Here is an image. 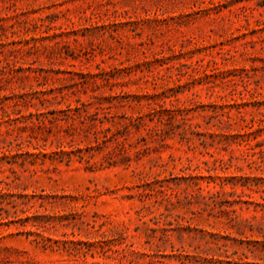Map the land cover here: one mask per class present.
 <instances>
[{
	"label": "rangeland",
	"instance_id": "1",
	"mask_svg": "<svg viewBox=\"0 0 264 264\" xmlns=\"http://www.w3.org/2000/svg\"><path fill=\"white\" fill-rule=\"evenodd\" d=\"M264 264V0H0V264Z\"/></svg>",
	"mask_w": 264,
	"mask_h": 264
},
{
	"label": "trees",
	"instance_id": "2",
	"mask_svg": "<svg viewBox=\"0 0 264 264\" xmlns=\"http://www.w3.org/2000/svg\"><path fill=\"white\" fill-rule=\"evenodd\" d=\"M228 263H229V264H242V263L232 262V261H229Z\"/></svg>",
	"mask_w": 264,
	"mask_h": 264
}]
</instances>
